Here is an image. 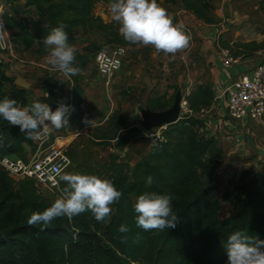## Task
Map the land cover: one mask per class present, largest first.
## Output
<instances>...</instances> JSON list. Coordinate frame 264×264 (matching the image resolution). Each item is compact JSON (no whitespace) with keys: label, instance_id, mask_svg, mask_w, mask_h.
I'll return each instance as SVG.
<instances>
[{"label":"trees","instance_id":"1","mask_svg":"<svg viewBox=\"0 0 264 264\" xmlns=\"http://www.w3.org/2000/svg\"><path fill=\"white\" fill-rule=\"evenodd\" d=\"M21 1L25 8L45 18L46 23L32 31L28 20L15 18L18 10L14 14L5 13L17 52L44 55L46 49L41 40L60 23L67 25L69 41L74 40L78 29L83 31V36L99 30L116 45H134L126 42L112 24L94 14L99 2L110 4L111 0ZM181 1L197 18L217 24L210 12L209 0ZM258 6L264 14V0H259ZM222 46L229 49L230 43L222 42ZM235 46L240 55L249 57L264 50V41L238 42ZM103 49V45L89 43L83 54H76L75 64L87 66ZM63 84L62 78L51 76L39 86L43 93L31 100V90L19 87L16 79L2 74L0 100L15 99L18 107L39 101L47 103L53 111L61 102L70 104L74 111L69 123L79 124L86 117L85 90L76 80L73 99L64 102L58 95ZM177 91L170 99L165 95L150 96L146 107L153 111L169 109ZM213 99L210 84L197 86L187 97L194 113L209 108ZM203 126L196 116L185 115L179 122L167 126L165 141L155 144L135 166L119 162L118 156L112 154L107 177L89 169L87 174L111 181L122 193L120 200L112 205L108 222H98L86 211L71 220L58 218L44 230L30 226L28 219L32 213L42 212L52 204L38 193L32 180H15L0 167V264H227L224 244L231 233L244 231L264 240V163L248 183L224 194L222 200L215 199L208 185L219 171L224 151L215 137L200 134ZM144 133L138 124L125 126L119 105L107 127L97 130L93 140L97 147H109L121 153ZM32 145L19 126L10 125L0 117V156L18 155L25 159ZM149 176L153 178L151 185L146 183ZM144 192L172 196L173 212L178 219L174 228L145 231L137 227L134 205ZM222 202L233 204V212L227 218H221ZM122 224L130 230L119 232Z\"/></svg>","mask_w":264,"mask_h":264},{"label":"clouds","instance_id":"2","mask_svg":"<svg viewBox=\"0 0 264 264\" xmlns=\"http://www.w3.org/2000/svg\"><path fill=\"white\" fill-rule=\"evenodd\" d=\"M109 11L112 19L120 24L119 31L130 44L152 47L156 54L175 56L188 49L191 37L183 31V26L174 22V18L157 0H111ZM67 25L60 23L52 28L41 42L45 46L46 63L51 71L62 73L65 77L78 75L80 68L75 67L78 49L69 43L65 31ZM8 32L0 20V41H4ZM74 108L63 102L55 111L47 103L33 102L28 107H18L11 98L0 100V117L10 125L19 126L26 139H39L42 134L60 130L69 126V119ZM84 118L83 123L91 125ZM66 185L64 196L42 212H34L28 219L30 226L41 230L52 226L58 218L71 220L86 211H90L98 222H108L112 215V205L117 203L122 193L111 181L92 174L61 173L53 169ZM151 185L153 178H146ZM172 196L144 192L139 195L134 205L136 225L145 231L174 228L177 216L173 212ZM130 229L120 225L118 231L126 233ZM224 248L227 264H264V240H259L244 231L231 233Z\"/></svg>","mask_w":264,"mask_h":264},{"label":"crops","instance_id":"3","mask_svg":"<svg viewBox=\"0 0 264 264\" xmlns=\"http://www.w3.org/2000/svg\"><path fill=\"white\" fill-rule=\"evenodd\" d=\"M258 1L259 0H209L211 4L210 12L217 21V24L211 25L197 18L192 12L187 11L181 0H173L172 2L157 0V2L168 11L169 15L174 18V22L182 25L183 31L191 37L188 49L177 53L175 56L161 54L163 57V59H161L158 56L159 54L155 53V50L152 51V62L148 66L149 72L152 73L158 69V62L164 60L166 62L172 60L176 61L174 66L175 70H178V72H176L177 83L170 84V86L173 87H169L166 94L161 93L158 94V96L165 95L167 98L170 96L172 97L176 89L182 92H185L187 89L192 91L196 89L197 86L203 84H210L214 90L215 96L221 92L226 85L233 81L235 74L238 75L241 71L247 70L252 67L254 63L260 61L259 57L262 53L257 52L252 56L240 58L239 64L235 65L230 70H226L221 66L219 53L221 47L218 43L219 38H222L223 42L233 43L234 40H232V36H237V38L244 36L248 37L257 35V33L260 34V38H256L255 41L258 40L259 43L264 41V32L260 31V28L264 26V14L259 10ZM102 7H106L109 10V3L99 2L95 7L94 14L104 18V14L99 15L96 13V8L100 9ZM106 8H104V10H106ZM109 14L111 15V13ZM39 19L41 25L46 23L45 18L39 17ZM106 23L112 24L114 28L119 31L120 26L118 22L108 20ZM226 28H229L230 31L225 33L223 31L226 30ZM77 34L81 37L83 31L81 29L76 30L75 38ZM75 38L73 41H69L71 45L78 42ZM80 41L82 42V38ZM241 41L245 43L248 42L246 40ZM88 44L89 43L82 46L81 43L77 54H83V50ZM131 46L137 47L139 45H128L129 48ZM46 56L47 51L44 55L38 57L41 58L38 59L40 60L39 64H41L44 69L50 70V66L46 63ZM128 57L129 51L122 70L117 73L112 80L115 78V83L121 86L149 87L150 85L148 81H146L148 78L145 77V72H147V70L144 73L141 72V75H143L142 77L141 75H139L140 77L137 76V66H125ZM162 63H164L162 69L167 70V64H165V62ZM91 64L92 61L88 63L87 66H82L77 62L74 66L80 68L86 77H90L89 81L92 86L94 77L90 76L89 67ZM11 65L12 64L7 67ZM5 71L9 76V72L6 68ZM27 82L31 84V87L27 90H31V92L34 91V98L39 96L38 93H43L39 87L34 88V83ZM146 83L148 84L146 85ZM110 86H112V82ZM83 88L86 97L87 89L84 86ZM152 88L153 86H150V90ZM150 90L142 98V101H146V105L150 98ZM71 94V87H59L58 95L62 101H68ZM122 114L126 123L130 116L128 113L125 115V111L123 110ZM203 119L205 131L214 135L218 141V145L224 151V157L220 163L219 171L214 176L213 180L209 181L208 185V187L212 189V196L215 199L222 200L224 194L248 183L255 174L261 171L262 164L264 163V120L245 121L231 119L227 114L226 102H220L214 105L210 114H207ZM237 169L240 170V175H227L230 170L237 173ZM44 197L47 199L49 198L46 194ZM232 212L233 204L230 202H222L221 218H227Z\"/></svg>","mask_w":264,"mask_h":264},{"label":"rangeland","instance_id":"4","mask_svg":"<svg viewBox=\"0 0 264 264\" xmlns=\"http://www.w3.org/2000/svg\"><path fill=\"white\" fill-rule=\"evenodd\" d=\"M2 3L5 6L4 10L6 13L9 12L14 14L18 10V13H15V18L22 21L28 20L27 22H29L30 30L34 31L39 26H41V21L39 17L34 13V11L25 8L21 0H2ZM10 3L12 4L11 7L9 5ZM104 8L106 7H102L100 9L96 8V13L99 15L104 14V18H101L104 21L106 20L105 22H108V20H113L111 18V15L109 14L110 11L108 10V8H106V10H104ZM229 31V28H226V30H224L223 32L226 33ZM260 31L264 32V26L260 28ZM259 35L260 34L257 33V35H251L248 37L244 36L238 38L237 36H232V40L234 41L233 43H230L229 48L231 50L232 55L236 58H243V56L239 54L240 52L236 48L235 44L238 42H243L241 40H246L248 41L247 43H259L258 40L255 41L256 38H260ZM81 38L82 42L80 41ZM75 40L78 41L74 43L75 47L78 50L79 45H81V43L82 46L87 43H92L97 45H103L104 47L117 44L114 41H111V39L106 38V36L99 30H94L87 37L83 35L79 37L77 34ZM222 42V38H219V46L221 48H224L222 46ZM126 47L129 51V57L126 61L125 66H137V76L141 75V72L144 73L147 70V72H145V77L148 78L146 81H148L149 85L153 86V88L150 90V86H146L144 88L141 86H121L118 83H115V78L112 80V86L106 87L104 84V80L97 75V71L95 70L93 65V60L91 66L89 67L90 76L94 77L92 81V86L90 85L89 81L90 77H86V75L82 73V70L78 75L71 76L73 83L77 80V82H79L82 86L87 89V96L85 97L83 110L85 112V118L92 122L91 125H86L82 121L80 123V126H72L69 129V134H72L73 132H80L82 134L78 137H72L66 140L71 141V144L68 147V154L71 158L72 164L66 171L68 173L87 174L89 173V169H91L98 173H102V177H107V165L110 162V156L112 154L118 156L119 162L127 163L131 167H133L154 146L153 142L149 140L145 136V134H143L141 137L132 140L128 147L121 153L115 152L109 147H97L96 145H94L93 136L95 135V132L97 130H103L107 127V124L110 118L112 117L113 111L118 109L119 105H121L122 110L125 111V115L128 113L130 116L128 118V121H126L125 126H131L136 124L141 126V115L139 113V110L146 107V101H142L143 96L146 95L149 90L150 96L153 97H156L158 96V94L161 93L166 94L168 88L173 87L170 86V84L177 83L176 72H178V70H175L174 66L176 61H162L167 64V70L162 69L164 63L158 62L159 68L151 73L148 70V66L152 62V51L154 49L151 47H145L143 45H139L137 47L131 46L130 48L128 46ZM260 52L262 53V55H260L259 59L262 60L264 59V50ZM161 54L163 53H160L158 56L163 59ZM17 55L20 58V61L12 64L9 67H6V70H8L9 72L8 74L10 78L16 80L18 78H23L24 80L29 81L30 83H34V88H38L41 84L44 83L47 78L51 76H57L64 80L65 77L62 73L51 71L49 69H44L43 67L35 66L34 64H39L40 62V60L38 59H41L38 58L35 52L23 53L18 51ZM236 75L237 74H235V76ZM142 76L143 75H141V77ZM148 83H146V85ZM62 86L65 85L63 84ZM34 94V91L31 92V100L37 98H34ZM38 94L40 95L41 93ZM170 98L171 96L167 99ZM186 114V109L183 108L181 115L182 118ZM235 174L240 175V170L237 169V173L235 171L230 170L227 175L234 176ZM254 176H256V174ZM65 187L66 185L63 182V192ZM46 195L47 197H49L48 199L44 197L46 201L53 204V202L56 200L55 195L50 192H47Z\"/></svg>","mask_w":264,"mask_h":264},{"label":"built area","instance_id":"5","mask_svg":"<svg viewBox=\"0 0 264 264\" xmlns=\"http://www.w3.org/2000/svg\"><path fill=\"white\" fill-rule=\"evenodd\" d=\"M4 4L0 0V20L3 21L4 28L8 36L4 41H0V78L2 74L6 75L5 68L13 63L20 61L17 50L12 40V31L7 26L4 14ZM221 66L230 70L239 64V59L232 55L228 48H220ZM128 54V48L122 45H111L96 53L93 59V65L97 75L104 80V84L110 87L112 78L119 73L124 65ZM43 67L41 64H34ZM65 77V76H64ZM65 86L73 89L74 83L71 77H65ZM191 90L183 92V108L186 109V115L196 116L204 123V117L210 114L214 105L220 102H226L227 114L231 119L245 121H263L264 120V59L254 63L247 70L239 73L233 81L214 96L213 102L209 108L202 109L198 113L190 110L187 97ZM73 99V93L69 100ZM70 105V104H68ZM78 127L79 124L69 123V126L60 130H52L42 134L39 139L32 140L33 145L28 147L26 158L18 155L0 156V167L6 171L12 178L19 180L26 178L32 180L39 194L45 195L50 192L56 199L64 196L63 181L59 179L55 168H59L61 173L66 172L71 166L72 161L68 154V147L71 141H66L72 137H78L82 133L73 132L69 134L70 127ZM205 126L199 129L200 134L207 137L214 135L206 133ZM167 126L145 131V136L153 144L165 141L164 131ZM218 173V172H217ZM216 173V174H217Z\"/></svg>","mask_w":264,"mask_h":264},{"label":"water","instance_id":"6","mask_svg":"<svg viewBox=\"0 0 264 264\" xmlns=\"http://www.w3.org/2000/svg\"><path fill=\"white\" fill-rule=\"evenodd\" d=\"M16 84L19 87L29 89L31 84H29L23 78H18ZM183 110V92L181 90L177 91L172 106L164 111H153L149 107L140 109L141 115V127L145 131H150L152 129L161 128L164 126H169L175 124L182 119Z\"/></svg>","mask_w":264,"mask_h":264}]
</instances>
